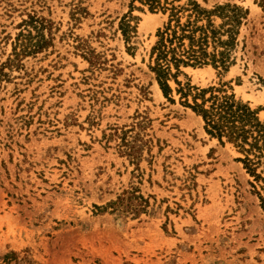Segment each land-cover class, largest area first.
I'll return each mask as SVG.
<instances>
[{
  "label": "rangeland",
  "instance_id": "1",
  "mask_svg": "<svg viewBox=\"0 0 264 264\" xmlns=\"http://www.w3.org/2000/svg\"><path fill=\"white\" fill-rule=\"evenodd\" d=\"M197 1L248 13L227 68L178 79L264 121V0ZM165 19L141 0H0V264H264V181L150 69ZM29 31L40 48L17 56Z\"/></svg>",
  "mask_w": 264,
  "mask_h": 264
},
{
  "label": "trees",
  "instance_id": "2",
  "mask_svg": "<svg viewBox=\"0 0 264 264\" xmlns=\"http://www.w3.org/2000/svg\"><path fill=\"white\" fill-rule=\"evenodd\" d=\"M141 1L148 4L151 11L166 14L150 49V69L164 95L170 100L173 99L170 85V80L173 79L178 85L177 91L184 98L183 102L201 116L205 131L221 143H233L243 154L238 160L246 170L255 179L264 181V176L257 171L264 158V121L259 118L257 109L252 108L247 101L237 98L235 93H227L221 87H192L182 84L178 79L182 66L211 63L227 68L233 61L230 60L229 52L237 43L239 27L248 9L236 3L217 4L213 8H206L197 0H188L185 4L175 3L178 0ZM216 16L223 19L218 25L215 23ZM133 27L128 19L123 18L121 29L127 41ZM40 33L38 32L39 37L36 40V35H32L31 31L27 34L19 33L23 38L15 42V46L19 48L16 55L39 49L43 38ZM2 72L3 69L0 74ZM190 95L192 102L188 100ZM256 193L264 209V195L259 190Z\"/></svg>",
  "mask_w": 264,
  "mask_h": 264
},
{
  "label": "bare ground",
  "instance_id": "3",
  "mask_svg": "<svg viewBox=\"0 0 264 264\" xmlns=\"http://www.w3.org/2000/svg\"><path fill=\"white\" fill-rule=\"evenodd\" d=\"M159 88V87H158ZM200 118V117H199Z\"/></svg>",
  "mask_w": 264,
  "mask_h": 264
}]
</instances>
